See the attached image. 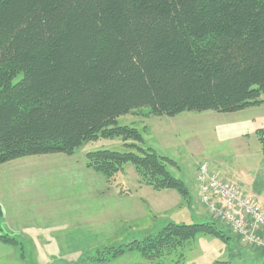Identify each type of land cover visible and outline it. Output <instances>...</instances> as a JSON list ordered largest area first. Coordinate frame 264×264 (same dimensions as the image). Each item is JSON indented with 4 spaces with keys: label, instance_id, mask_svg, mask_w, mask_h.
I'll list each match as a JSON object with an SVG mask.
<instances>
[{
    "label": "trees",
    "instance_id": "1",
    "mask_svg": "<svg viewBox=\"0 0 264 264\" xmlns=\"http://www.w3.org/2000/svg\"><path fill=\"white\" fill-rule=\"evenodd\" d=\"M262 93L264 0H0V164L121 138L133 151H89L85 167L108 184L129 163L140 185L188 200L175 161L117 118L232 113ZM254 134L264 152V127ZM198 234L234 237L212 220L168 221L95 259L136 251L147 264H185ZM0 241L18 244L1 228Z\"/></svg>",
    "mask_w": 264,
    "mask_h": 264
},
{
    "label": "rangeland",
    "instance_id": "2",
    "mask_svg": "<svg viewBox=\"0 0 264 264\" xmlns=\"http://www.w3.org/2000/svg\"><path fill=\"white\" fill-rule=\"evenodd\" d=\"M260 98L263 102L259 106L232 113L186 111L170 117L151 115L148 113V109L142 108L119 116L117 122L136 128L143 135L146 146L152 147L159 155L173 159L175 165L169 166L171 174L183 180L187 186L194 171L196 174L198 165L206 162L211 170H209L210 173L221 178L225 177L224 175L232 177L236 182H239L238 185L241 188L253 187L264 190V152L254 134L255 128L264 127V93L261 94ZM97 149L132 150L126 147L121 138L106 139L99 137L96 140L83 143L72 155L60 153L28 155L0 164V215L2 213L1 207L6 209V206L13 201L32 200L35 198L34 193L47 192V196H49L48 193L50 192L51 196V192L62 191L65 199H70L71 196L72 198L79 196V198H84L87 201L84 210L91 212L90 216L97 234L108 231V227L111 229L110 242L107 240L110 245L122 243L121 234L128 228L137 231H141L143 228L147 230L151 227L150 223L154 218L153 221L156 220L153 224L155 228L166 224L168 221L188 224L212 220L237 238L236 243L240 246L238 249H251L259 245L264 247V240L257 234L258 231L264 229L263 226L253 228V233L259 238L258 243L253 241L242 242L228 228V225L218 221V218L216 219L215 214L209 209L210 207L201 201L208 213V216L202 220L196 218L195 211L189 210L185 201L179 202L176 199L177 204L175 207L171 204L170 211L156 212L151 209V221L139 226V229L136 227L126 229L125 222L120 221V218L118 220V217L113 218L110 225L106 224L110 214L109 212L105 214V202L106 204L111 203L116 208V203L119 207L126 198L127 200L130 196L134 198L136 192L143 194L148 200H153L154 197L152 198L151 195L156 194V191L149 186L143 190L137 189L140 185L138 177L134 167L129 163L125 164L122 173L116 175L108 184L99 173L94 171L92 172L96 175L93 178L82 172L77 174L76 168L80 170L84 166L85 154ZM110 191L121 194V197L112 194ZM165 192H170V195H164ZM160 194L162 196H159V199L161 198L160 201L164 202L166 199L169 201L173 199L174 195L180 198L178 193L172 189L160 191ZM165 196L169 197L165 199ZM94 199L96 200L94 201ZM142 203L145 208H149L145 201ZM135 212L136 210H131V213L137 218L143 217V212H140L141 216ZM143 221L146 220L143 219ZM127 235L130 239L142 238V235L135 231H128ZM100 239L99 236L96 237L95 243L97 245H99ZM207 242V239L204 238L198 239L196 242L194 239L190 247L184 250V263L191 264L193 257L212 254L214 252L212 246ZM108 244L104 247L110 246ZM98 249L96 247L93 254L91 251L88 256H85L91 259L92 263L90 264H147V261L136 251L126 252L113 259L97 261L95 257ZM85 263L87 262H83V264Z\"/></svg>",
    "mask_w": 264,
    "mask_h": 264
},
{
    "label": "crops",
    "instance_id": "3",
    "mask_svg": "<svg viewBox=\"0 0 264 264\" xmlns=\"http://www.w3.org/2000/svg\"><path fill=\"white\" fill-rule=\"evenodd\" d=\"M84 166L80 170L76 168L77 174L82 172L85 175L88 174L90 178L95 177V171L92 172V169ZM224 176L222 177L223 179L237 184L245 194L264 200L263 189H255L253 187L241 188L238 185L239 182H236L234 178L227 175ZM145 187V185H138L137 189L143 190ZM187 187L189 191L188 200H184L178 194L180 198L174 195L173 199L169 201V199H166L169 196H165L166 202L160 201L162 200L161 198L159 199V196H162L160 191L164 190H154L156 194L151 195L152 198L154 197L153 200H148L146 196L135 191L134 198L131 196L129 200L126 198V200L121 202L119 207L117 203L115 204L116 208H114L111 203L106 204L105 202V214L108 212L110 214L106 224L110 225L111 220L118 217V220L120 218V221L125 222L124 226L126 229L128 227L139 229V226L151 221V209L156 212L162 210L170 211L171 204L174 207L176 206V199L179 202L185 201L189 210L195 211L197 215L195 217L202 220L208 216V213L202 206L198 196L195 171ZM165 193L164 195H170V192ZM112 194L121 197V194L115 193V191ZM48 195L47 192L34 193L35 198L32 200H22L23 202L20 200L18 202L13 201L6 206V209L1 207L0 228L3 232L15 237L18 244L10 245L0 241V264H79L80 262H82L81 264L83 262L90 264L92 263L91 259L85 256H88L91 251L93 254L96 247H104L108 244L107 240L110 242L111 229L108 227V231L97 234L93 225L94 222L90 216L91 212L84 210L85 202H87L84 198H79V196H73L72 198L70 195V199H65L63 198L62 191L51 192V196L49 192ZM143 201L146 202L149 208H145L142 203ZM132 209L133 211L136 210L135 213L140 216V212H143V217L137 218V216L131 213ZM148 218L149 220H147ZM143 219L146 221L144 222ZM153 219L150 223L151 227L147 230L143 228L141 231H137L128 228L127 231L121 234L122 242L130 239L127 235L128 231L139 232L143 237L146 233L156 230L163 225L161 223L162 225L155 228L153 224L156 220L153 221ZM257 234L264 240V229L258 231ZM97 236L101 238L99 245L95 243ZM203 238L207 239V243L212 246L214 252L207 255L203 254L202 257H193L191 264H264V247L261 245L252 247L251 249L244 248L243 250V248L238 249L240 246L236 243L237 238L235 236L225 242L203 234H198L195 237V242Z\"/></svg>",
    "mask_w": 264,
    "mask_h": 264
},
{
    "label": "built area",
    "instance_id": "4",
    "mask_svg": "<svg viewBox=\"0 0 264 264\" xmlns=\"http://www.w3.org/2000/svg\"><path fill=\"white\" fill-rule=\"evenodd\" d=\"M195 179L200 201L210 207L215 218L228 225L242 242L258 243L253 228L264 227V200L247 195L236 184L210 173L205 162L197 167Z\"/></svg>",
    "mask_w": 264,
    "mask_h": 264
}]
</instances>
